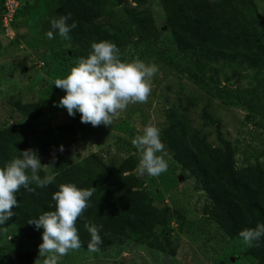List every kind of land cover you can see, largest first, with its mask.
Wrapping results in <instances>:
<instances>
[{
    "label": "trees",
    "instance_id": "16d2710c",
    "mask_svg": "<svg viewBox=\"0 0 264 264\" xmlns=\"http://www.w3.org/2000/svg\"><path fill=\"white\" fill-rule=\"evenodd\" d=\"M43 2L40 33L50 41L70 42L71 49L60 53L64 61L76 64L78 58L87 57L93 42L109 41L122 49L135 35L138 41L162 37L169 51L193 66L200 76L208 72L212 78L222 76L228 82L248 73L252 82L237 90L242 95L237 101L247 108L246 119H255L256 115L258 122L264 124V17L246 19L244 14L245 9L255 8L254 0H159L166 26L164 37L163 30L155 25L147 0ZM60 16H70L69 25L74 20L78 26L70 31L68 39L55 31L54 38L49 39L46 33L51 30L50 20ZM195 105L191 99L184 107L170 108L160 139L187 177L206 193L210 200L209 217L228 238L242 240L240 231L264 223V167L258 161L264 151L253 164L236 168L235 149L230 141L218 135V146H213L207 134L192 126L189 111ZM12 106L22 119L0 128V167L29 149V138L35 133L33 121L42 116L38 103L16 99ZM202 119L205 125L215 124L208 106L202 110ZM67 131L72 132L70 125ZM138 162L129 155L112 168L101 155L92 152L68 165L63 156H58L48 172L55 176L53 183L44 188L32 184L33 192L22 188L16 193L15 214L0 225V242L4 241L0 253H12L22 264H30L33 254L21 249L31 242L38 250L43 229L37 230L27 222L44 211L55 210L53 193L60 184L72 183L78 188L96 189L90 207L76 223L80 249L88 250L90 234L84 226L88 222L100 229V250L110 247L116 239H126L173 255L171 224L183 217L167 205H154L136 173ZM39 174L41 178L48 175L43 169ZM244 255L253 258L255 264H264V236L247 246Z\"/></svg>",
    "mask_w": 264,
    "mask_h": 264
},
{
    "label": "rangeland",
    "instance_id": "374dc122",
    "mask_svg": "<svg viewBox=\"0 0 264 264\" xmlns=\"http://www.w3.org/2000/svg\"><path fill=\"white\" fill-rule=\"evenodd\" d=\"M7 1L0 0V128L22 119L12 106L16 99L40 104L42 116L33 121L35 133L29 138L28 147L38 150L41 164H49L53 155L55 158L61 155L70 165L92 152L101 155L112 168L129 155L139 161L140 154L132 140L143 134V128L149 124L159 130L164 128L167 111L184 107L191 99L196 104L189 111L192 126L207 134L213 146H218V135L230 141L235 149L236 168L253 164L256 156L264 151V124L258 122L256 115L255 119H246L249 112L237 101L242 96L237 90L249 87L250 75L244 73L243 77H234L228 82L222 76L212 78L208 72L200 76L193 66L169 51L162 37L138 41L135 35L120 49L124 60L139 58L146 64L158 66V72L150 81L147 103L128 105L108 127L82 123L78 112L74 117L69 116L65 108L58 106L66 93L57 88L54 81L64 78L75 66L74 61H64L60 55L68 52L72 45L57 39L50 41L41 35L43 0H16L17 10L3 28L1 16ZM254 2L255 8L244 10L246 19L264 17V0ZM147 7L164 37L166 26L159 0H147ZM223 71L228 73L226 68ZM205 106L215 120L213 125H205L202 119ZM69 125L72 132L67 131ZM47 145L49 150L45 149ZM61 145L63 152L59 151ZM158 155L167 161V172L159 177L136 173L154 205H167L183 217L171 224L170 244L175 249L174 254L116 239L99 252L69 251L60 258L59 264H255L253 258L244 255L248 245L243 240L228 238L209 217L210 200L201 187L187 177L166 148ZM258 161L264 167V155ZM21 250L33 254L30 264H34L38 250L33 244L27 242ZM0 264L22 263L12 253L2 251Z\"/></svg>",
    "mask_w": 264,
    "mask_h": 264
},
{
    "label": "clouds",
    "instance_id": "9594fccd",
    "mask_svg": "<svg viewBox=\"0 0 264 264\" xmlns=\"http://www.w3.org/2000/svg\"><path fill=\"white\" fill-rule=\"evenodd\" d=\"M69 19L70 16L51 18V30L46 36L53 39L55 31L60 37L68 39L70 31L78 26L74 20L69 25ZM158 70L157 65L146 64L139 58L130 61L122 59L120 49L114 43L93 42L88 56L78 58L64 78L54 81V85L66 93L60 98L58 106L65 108L69 116L80 113L82 123L93 127L111 126L128 105L147 103L151 94L150 81ZM131 143L140 154L137 166L140 176L159 177L167 172V161L158 155L165 151V146L156 126H145L143 134L137 135ZM59 151H64L62 145ZM55 159L53 155L49 164H41L37 151L29 148L0 167V225L15 214L13 209L18 207L16 193L22 188L33 192L32 184L44 188L54 182V175L41 178L39 173L42 168L50 172ZM95 190L78 188L72 183L60 184L59 190L52 195L55 210L44 211L37 219L27 222L37 230L43 229L42 243L38 246V258L34 264H59L60 258L69 251L81 248L76 223L90 207L89 201ZM84 226L90 234L88 251L99 252L102 243L100 229L88 222ZM239 236L246 245L253 246L254 241L264 236V223L240 231Z\"/></svg>",
    "mask_w": 264,
    "mask_h": 264
},
{
    "label": "built area",
    "instance_id": "2783aa9c",
    "mask_svg": "<svg viewBox=\"0 0 264 264\" xmlns=\"http://www.w3.org/2000/svg\"><path fill=\"white\" fill-rule=\"evenodd\" d=\"M18 7L16 0H8L4 5V12L1 16L3 28L7 26L8 22L12 19Z\"/></svg>",
    "mask_w": 264,
    "mask_h": 264
}]
</instances>
